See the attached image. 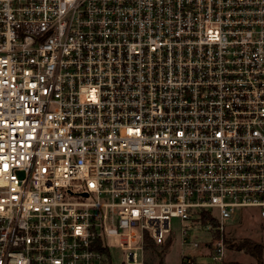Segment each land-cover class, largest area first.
I'll use <instances>...</instances> for the list:
<instances>
[{
    "label": "built area",
    "instance_id": "obj_1",
    "mask_svg": "<svg viewBox=\"0 0 264 264\" xmlns=\"http://www.w3.org/2000/svg\"><path fill=\"white\" fill-rule=\"evenodd\" d=\"M250 211L264 0H0V264H112L111 239L147 264L199 230L220 261Z\"/></svg>",
    "mask_w": 264,
    "mask_h": 264
},
{
    "label": "rangeland",
    "instance_id": "obj_2",
    "mask_svg": "<svg viewBox=\"0 0 264 264\" xmlns=\"http://www.w3.org/2000/svg\"><path fill=\"white\" fill-rule=\"evenodd\" d=\"M250 212H241L236 218L228 222L226 225L225 241L227 249L223 260H212L208 248L194 246L193 241L196 239L200 243L207 242L211 236L208 232L199 230L193 233L188 242L184 243L181 240L178 232L173 234L172 242L167 247L156 246L153 248L144 249V261L147 264H176L179 260H185L182 264H258L257 256L245 249H238L235 246L229 245L228 241L233 243L243 238H249L255 242L264 244V218ZM179 219H173V224L176 226ZM112 245L110 251L112 255V264H125L123 262L124 253L118 240L111 239ZM139 241L134 245H139ZM140 253V252H139ZM261 260H264V249ZM169 261V262H164ZM264 264V262H263Z\"/></svg>",
    "mask_w": 264,
    "mask_h": 264
},
{
    "label": "trees",
    "instance_id": "obj_3",
    "mask_svg": "<svg viewBox=\"0 0 264 264\" xmlns=\"http://www.w3.org/2000/svg\"><path fill=\"white\" fill-rule=\"evenodd\" d=\"M230 247L231 246H235L236 248L238 249H245L247 251H250V253H252L253 255L257 256V258L259 259L258 260V264H263L262 260H261V257H262V253H263V249H264V244H261V243H258V242H255L249 238H243L241 240H238L237 242H229V240H227ZM172 242V237H170L166 243L164 244H156L150 237H146V240H145V248H155L156 246H164V247H167L169 246V244ZM182 264V263H180Z\"/></svg>",
    "mask_w": 264,
    "mask_h": 264
},
{
    "label": "crops",
    "instance_id": "obj_4",
    "mask_svg": "<svg viewBox=\"0 0 264 264\" xmlns=\"http://www.w3.org/2000/svg\"><path fill=\"white\" fill-rule=\"evenodd\" d=\"M164 262H169V261H165V260H163ZM184 261L185 260H179V261H177V262H172V263H176V264H180V263H184ZM123 262H124V260H123ZM263 262H264V260H263Z\"/></svg>",
    "mask_w": 264,
    "mask_h": 264
}]
</instances>
